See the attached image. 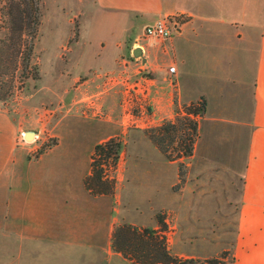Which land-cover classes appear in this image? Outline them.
Returning a JSON list of instances; mask_svg holds the SVG:
<instances>
[{
	"label": "rangeland",
	"instance_id": "1",
	"mask_svg": "<svg viewBox=\"0 0 264 264\" xmlns=\"http://www.w3.org/2000/svg\"><path fill=\"white\" fill-rule=\"evenodd\" d=\"M80 2L0 0V111L20 119L19 137L31 152L30 160L36 161L58 146L41 164L36 189L41 191L50 177L57 185L63 182L74 193L82 194L80 176L94 145L112 139L120 143L121 149L115 165L111 159L103 161L104 177L113 189L109 187L112 194L107 198L111 216L121 220L130 215V225L150 228L156 224L155 216H160L165 225L162 235L171 255L181 260L192 259L193 264H206L205 261L214 259L230 264L240 194V165L246 146L244 119L239 116L236 122H226L234 110L222 108L219 95L214 93H182L178 100L171 86L157 81L158 76L147 64V58L133 55L139 42L132 40L151 25L150 17H129L122 51L113 71L96 74V70H90L81 74L96 68L99 49L96 38L104 35V55L114 52L109 44L116 29L112 26L111 30L105 29L109 31L107 34L97 33L100 31L94 17L85 19L84 25L85 9ZM11 9L14 14L22 12L23 18L10 21ZM18 25L23 28L22 33L16 30ZM240 46L239 62L219 68L216 74L218 78H230L237 89L243 75L250 76V70L245 68L247 57L243 45ZM199 51L203 61L205 50L198 47L196 52ZM223 62L228 63V59L224 58ZM74 78L76 83L72 85ZM92 79L96 82H91ZM142 79L148 81L144 83L147 92L130 99L125 81L133 84ZM86 80L91 81L76 92L75 88ZM201 102L204 110L195 118L197 138L192 155L168 161L150 135L166 121L182 117L187 108H199ZM27 131L34 132L32 139H24ZM175 147L169 151L176 153ZM152 182L156 191H151ZM58 187L55 192L61 193L62 187ZM100 210L103 216L109 214L106 208ZM12 221L8 218L6 227L11 228ZM108 224L105 221L96 236L95 253L88 252L91 247L80 249L77 245L62 246L61 250V246L43 237L36 241V251L30 257L22 255L20 260L11 245L1 244L0 264H131L116 254H106ZM179 250L193 257H179Z\"/></svg>",
	"mask_w": 264,
	"mask_h": 264
},
{
	"label": "crops",
	"instance_id": "2",
	"mask_svg": "<svg viewBox=\"0 0 264 264\" xmlns=\"http://www.w3.org/2000/svg\"><path fill=\"white\" fill-rule=\"evenodd\" d=\"M80 1L79 5L85 9L82 15L84 25L85 19L94 17L96 28L100 31L97 33L107 34L109 31L105 29L111 30L112 26L116 29L114 39L109 44L113 45L114 52L109 51L104 55V35L96 38L99 45L95 57L96 68L81 74L90 70H96L97 74L115 69L126 37V23L131 15L150 17L151 25L166 19L172 28L170 37L155 43L143 31L142 35L132 40L133 43L139 42L140 53L136 56L147 58V64L158 76L157 81L171 86L178 100L182 93H214L219 95L222 108L234 110L226 122H236L242 116L246 146L240 165V194L230 264H264V0ZM240 45H243V54L247 57L245 68L250 70V76L247 78L243 75L241 86L237 89L230 78H218L216 74L219 68L225 65L232 67L235 61L239 62ZM198 47L205 50L203 61L201 51L200 54L196 52ZM223 54L228 63L223 62ZM80 65L77 64L78 67ZM170 66L175 67L174 74L168 72ZM90 81L79 84L76 92ZM91 82L96 81L92 79ZM75 83L76 78L71 84ZM21 126L20 119L16 120L5 111H0V245H11L13 253L18 252V260L24 254L30 257L37 249L36 241L43 237L49 243L61 246V250L64 249L62 246L77 245L80 249L91 247L92 250L88 252L95 253L96 236L105 221L109 224L104 248L110 256L116 254L124 258L113 247L114 234L119 227L139 231L152 229L162 234L159 231L160 219L156 216V224L151 228L130 225V215L121 217V220L111 216L107 202L111 194H92L86 190L84 179L90 174L93 151L80 176L82 194L74 193L63 182L58 183L62 187L61 193L55 192L59 185L50 177L45 181L40 179L45 182L41 190L44 193L36 189L35 180L41 164L58 146L40 155L36 161L30 160L31 152L25 149L19 137ZM149 186L152 187L151 191L157 190L154 182ZM101 207L106 208L109 214L103 216L99 212ZM111 212L113 214L112 209ZM8 218L13 220L11 228L6 227ZM177 255L193 257L181 254L180 250ZM124 260L132 264L127 258Z\"/></svg>",
	"mask_w": 264,
	"mask_h": 264
},
{
	"label": "trees",
	"instance_id": "3",
	"mask_svg": "<svg viewBox=\"0 0 264 264\" xmlns=\"http://www.w3.org/2000/svg\"><path fill=\"white\" fill-rule=\"evenodd\" d=\"M22 12L15 13L11 9L8 13L10 21L13 18L22 17ZM23 32V28L18 25L16 29ZM204 104L201 102L199 108L189 107L182 117L175 121H166L157 132L150 135L153 144L164 154L165 158L173 162L180 158H189L192 155L193 145L197 138L196 117L201 116ZM174 146L173 153L169 151ZM120 143H115L112 139L102 144L95 145L91 156L90 174L84 179V186L92 194H112V188L108 185L103 173V161L111 159L113 165L116 164L120 153ZM181 149L182 151H179ZM110 189L112 190H109ZM160 216L157 218L159 219ZM160 230L163 234L165 225L158 220ZM157 234L152 229H132L130 227H119L114 234L113 247L118 250L124 258L132 264H193L192 259L181 260L170 254L165 235ZM206 264H221L218 260L205 261Z\"/></svg>",
	"mask_w": 264,
	"mask_h": 264
},
{
	"label": "built area",
	"instance_id": "4",
	"mask_svg": "<svg viewBox=\"0 0 264 264\" xmlns=\"http://www.w3.org/2000/svg\"><path fill=\"white\" fill-rule=\"evenodd\" d=\"M171 29L172 28L169 22L166 19H161L154 24L147 26L144 30V34L146 37L155 38L157 40H165L170 37ZM168 72L170 74H174L175 67L170 66L168 68ZM141 82L136 81L133 84H129L127 80L125 81L127 96L130 99H132L133 96L135 97L137 95L143 96L147 92L144 83L146 84L148 81L146 79H142Z\"/></svg>",
	"mask_w": 264,
	"mask_h": 264
},
{
	"label": "water",
	"instance_id": "5",
	"mask_svg": "<svg viewBox=\"0 0 264 264\" xmlns=\"http://www.w3.org/2000/svg\"><path fill=\"white\" fill-rule=\"evenodd\" d=\"M138 53H140V49L139 48H136L133 50V54L136 56ZM34 136V132H31V131H27L25 132V135H24V139L28 140V139H32V137Z\"/></svg>",
	"mask_w": 264,
	"mask_h": 264
}]
</instances>
